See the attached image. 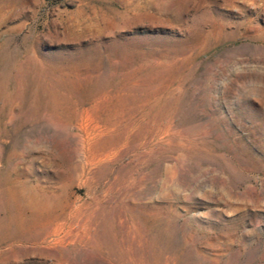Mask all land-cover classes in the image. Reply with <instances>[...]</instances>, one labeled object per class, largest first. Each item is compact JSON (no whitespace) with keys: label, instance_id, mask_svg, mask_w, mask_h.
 <instances>
[{"label":"rangeland","instance_id":"obj_1","mask_svg":"<svg viewBox=\"0 0 264 264\" xmlns=\"http://www.w3.org/2000/svg\"><path fill=\"white\" fill-rule=\"evenodd\" d=\"M0 264H264V0H0Z\"/></svg>","mask_w":264,"mask_h":264}]
</instances>
